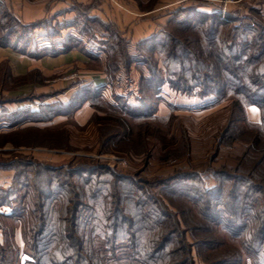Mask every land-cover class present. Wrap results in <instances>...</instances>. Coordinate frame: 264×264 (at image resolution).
Returning a JSON list of instances; mask_svg holds the SVG:
<instances>
[{"label": "trees", "instance_id": "16d2710c", "mask_svg": "<svg viewBox=\"0 0 264 264\" xmlns=\"http://www.w3.org/2000/svg\"><path fill=\"white\" fill-rule=\"evenodd\" d=\"M87 7L89 10L92 6ZM196 8H174L158 31L136 43L138 49L142 48L148 69V75L140 79L139 105L123 103L121 111L125 114L113 120H106V115L98 117L94 111L92 120L100 121V146L117 140L125 144L120 151L127 152L140 144L145 147L144 132L139 133L143 136L140 144L128 138L129 122L145 124L148 119L159 118L155 111L163 85L189 96L229 99L226 124L213 138L214 153L205 160L197 159L187 137L181 153L164 148V157L177 160L178 166L167 176L142 184L124 178L108 179L99 172L94 159L79 161V165L71 164L69 168L39 162H0V169L13 170L10 184L0 187V208L10 209L0 211V217L22 215L20 208H25L27 196L19 192L31 190L32 205L22 236L32 264H110L120 247L125 249L124 264H195L194 255L202 264H240L243 253L253 264H264V25L250 18L235 24L238 19L229 14L222 18L221 8ZM183 12L188 14L177 19ZM46 21L21 23L0 1V46L30 56L46 54L47 47L39 46L34 39V30ZM89 21L109 28V23L98 18ZM110 26L114 30L110 29L104 44L107 73L112 76L120 64L129 67L130 55L116 26ZM68 38L65 45L50 53L81 43L75 37ZM154 52L162 59L163 68L154 60ZM145 84L155 98L151 103H145L149 101L145 98ZM100 95V89L85 85L62 107L71 109L85 100L96 107ZM251 105L259 109V121L247 118V107ZM51 108L47 109L49 119L55 111ZM28 166H33L34 171ZM61 172L68 176L62 177ZM68 177L71 179L66 180ZM184 180H196L198 185L181 191L175 182L181 184ZM157 186H161L162 193L151 192ZM175 200L189 203V213L176 206ZM189 222L195 224L188 225ZM217 227L237 240L240 248L226 245L216 250V244H211L214 240L208 237ZM8 259L0 242V264H9Z\"/></svg>", "mask_w": 264, "mask_h": 264}, {"label": "rangeland", "instance_id": "374dc122", "mask_svg": "<svg viewBox=\"0 0 264 264\" xmlns=\"http://www.w3.org/2000/svg\"><path fill=\"white\" fill-rule=\"evenodd\" d=\"M97 0H92L91 6H94ZM100 1V0H98ZM106 1V5L109 8L110 16H114V11L122 12L123 14H128L131 16V7L129 4L131 2H137L140 5V9H150L155 8V16L159 15L161 20L166 19L168 15V10L174 7H187L194 8L197 10L204 11H217L219 8L225 10L226 17L231 15L235 17V24L239 21L246 22L247 18L253 19L264 25V0H102ZM105 3V2H104ZM88 4H81L80 9L82 10L85 17L79 19L76 27V31H81L86 35V39L89 42L100 43L101 46L106 51L105 42L108 36H110V29L114 30L110 26L112 23L116 26V31L120 32V36L126 42V49L129 53L130 51L136 52L134 57H130L129 65L132 69L130 72L129 67H122V73L116 75H108L107 78L115 80L116 77H121L116 82L117 85L112 87L109 91L105 92L110 100L104 99V97L97 100L96 107H93L94 111H97L98 117H104L106 115L107 119H117L121 117L124 110L123 103H128L131 105H139L140 94L138 89L140 87V79L142 75H148V69L146 62L143 59V54L141 49L135 46L131 47L128 51L126 38L129 37L128 27L124 23L120 24L121 29L113 22H104L109 28H103L98 23L94 21H89L88 18ZM87 7V9H85ZM124 18H128L125 17ZM169 14L168 18L171 17ZM188 14V13H187ZM185 12L179 13L177 19H182ZM222 16V15H221ZM167 18V19H168ZM166 19V20H167ZM45 20V19H43ZM125 21H128L126 19ZM66 25L64 23L51 22L50 19L46 21L45 24L39 26V28L34 30V39L39 46H47L48 49H58L59 46L65 45L68 42V37H73L69 30L64 29ZM80 28V29H79ZM92 34L91 36L89 35ZM122 33H124L122 35ZM129 34V35H128ZM125 35V36H124ZM70 43V41H69ZM72 44V43H71ZM98 45V44H97ZM156 50L159 46L155 44ZM45 49V48H44ZM130 55V53H129ZM154 60H158V66L163 68L162 59L159 57L158 52H154ZM93 61L92 66H100V63ZM121 63V62H120ZM108 65V64H107ZM6 68V69H5ZM129 69V71H128ZM107 66V72H108ZM86 73H68L65 79L69 82H74L77 79H83ZM111 77V78H110ZM23 80H19L20 77L13 78L9 69L6 65L0 66V91L2 88L9 89L16 83H22L27 80H31L29 76H23ZM39 81V80H38ZM146 88H145V87ZM146 94L145 98L149 99L145 103L152 102L155 100L153 94L148 90V85L145 84ZM149 91V92H147ZM121 95V96H117ZM153 96V97H152ZM94 97V96H93ZM119 99H118V98ZM1 99H8V96H2ZM74 105L71 109L67 107L66 118L60 120V123L55 126H50L47 128H18L17 130L10 131L6 135H0V162H7L10 160L20 161L23 164L26 162H39L46 164L51 167L57 168H69L72 167L71 164H78L81 162H90V159H94V162H98L99 172L108 175V179L113 181H121L124 178L128 182L135 181L137 183L148 182V179H154L157 176L161 177L167 176L173 169L178 166L177 160L164 157L167 151L182 152L183 148L185 151V141L188 137L192 143L194 149L193 155L197 159H207L209 155L214 153L213 148V138L221 130V128L226 124L230 112V100L223 99L216 101L213 97L211 98H199L196 96H189L176 92L168 87L167 84L163 85V92L161 93V100L158 101V106L156 108L155 114L159 117L158 119H148L145 124L139 123L140 121L133 120L134 123L129 122L131 133L128 138L139 142L142 141L139 133L144 132L145 147L140 144L136 146V150L129 149L130 151L123 152L120 151L125 145L117 140H112L105 144V146H100L99 140V125L92 120V114L84 115L83 113L77 115L74 114L80 108L81 105ZM68 109V110H67ZM69 110H72L68 113ZM125 114V113H123ZM122 114V115H123ZM18 115L22 114L18 113ZM130 115V114H128ZM248 120V114H247ZM104 119V120H105ZM124 123H128V120L121 118ZM62 121V122H61ZM103 120H101L102 122ZM139 123V124H138ZM145 125V126H143ZM243 127V125H242ZM165 139V142H164ZM164 143H167L165 145ZM137 144V143H136ZM185 146V147H184ZM181 150V151H180ZM74 161H76L74 163ZM198 160H194L196 162ZM71 165V166H68ZM79 165V164H78ZM68 166V167H66ZM31 167V168H30ZM32 169L33 166H28V170ZM1 170V169H0ZM65 171V170H64ZM62 177L68 176L67 173L61 172ZM4 175V174H2ZM6 175V174H5ZM31 175V173H30ZM7 176V175H6ZM131 176V177H126ZM68 177L66 180H70ZM42 180V178H41ZM178 183L176 187L184 192H187L184 187H194L197 186L196 180H184ZM3 187V186H2ZM6 187V186H4ZM161 186H157L152 189L153 193H162L160 190ZM26 199L24 201L25 208L23 209L22 215L18 218L1 216L0 217V242L4 244L6 248V255L9 258V264H32V258L30 256V251L25 245V241L22 236V227L29 218V210L31 208L30 196L31 190L21 189L19 195H25ZM154 195V194H153ZM155 196V195H154ZM175 205L188 212V208L191 210V205L185 201L175 200ZM193 206V205H192ZM176 210V208L174 207ZM10 209L7 206L0 208V211L8 212ZM194 212V209L192 210ZM2 213V212H0ZM195 222H189L188 225H194ZM147 226V224H144ZM207 235V234H206ZM189 241H192L190 234L187 235ZM208 239H213L211 244H216V250L221 249V247L229 245L240 248V243L237 240L230 238L227 234L222 232L219 227H217L212 235L209 234ZM125 249L120 247L115 252V259L110 261V264H124V259H122ZM195 254V252H193ZM195 264H202L201 259L194 255ZM239 262V261H238ZM240 264H253L250 257L243 253L242 262Z\"/></svg>", "mask_w": 264, "mask_h": 264}, {"label": "crops", "instance_id": "0c3cea01", "mask_svg": "<svg viewBox=\"0 0 264 264\" xmlns=\"http://www.w3.org/2000/svg\"><path fill=\"white\" fill-rule=\"evenodd\" d=\"M10 12L24 24L32 23L39 20H47L64 23V29L81 41L79 46L66 51L50 53L54 49H46V54L42 56H30L28 54L18 53L9 47L0 46V65L5 63L9 69L10 75L15 77L29 76L31 80L22 83H16L9 89L0 91L2 96H8V99L0 98V135H6L10 131L18 128H47L60 123L65 119L67 114L63 109V105L70 102L72 97L77 93V89L92 85L94 89H100V97L110 100L105 92L115 87V80L107 78V52L100 43L89 42L86 35L81 31H76L75 22L85 17L79 5L88 4L92 0H0ZM105 2V3H104ZM131 7V16L122 12L114 11V16H110V10L106 5V1H96L94 6L88 11L89 18H98L104 22L115 23L120 30V24L128 27L129 37L127 48L131 47L143 40L156 31L162 24L166 22L169 14L173 9L168 10L166 19L161 20L159 15L155 16V8L140 9V5L135 1L129 4ZM128 19V21H125ZM124 33H122L123 35ZM125 36V35H124ZM42 47V46H41ZM61 46L58 47V49ZM134 57L136 52H129ZM97 61L100 66H92L91 63ZM130 72L132 71L129 66ZM128 69V71H129ZM84 72L86 76L83 79H77L69 82L65 79L68 73ZM122 73V67L117 72ZM39 80V81H38ZM1 88V87H0ZM117 96H121L116 94ZM112 98H111V100ZM55 108L54 116L48 118L47 109ZM46 108V107H45ZM57 108H60L59 110ZM93 106L89 100H85L80 108L74 114L87 115L92 113ZM51 111L53 109L51 108ZM18 113L22 114L18 115ZM90 113V114H91ZM247 114L250 121H259V109L254 106L247 107ZM62 122V121H61ZM4 174V175H2ZM7 176H6V175ZM13 170H0V187L8 186L11 182Z\"/></svg>", "mask_w": 264, "mask_h": 264}, {"label": "built area", "instance_id": "2783aa9c", "mask_svg": "<svg viewBox=\"0 0 264 264\" xmlns=\"http://www.w3.org/2000/svg\"><path fill=\"white\" fill-rule=\"evenodd\" d=\"M222 18L224 17V14H225V10L224 9H222Z\"/></svg>", "mask_w": 264, "mask_h": 264}]
</instances>
